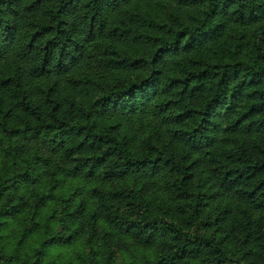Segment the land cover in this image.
Segmentation results:
<instances>
[{"label": "trees", "instance_id": "16d2710c", "mask_svg": "<svg viewBox=\"0 0 264 264\" xmlns=\"http://www.w3.org/2000/svg\"><path fill=\"white\" fill-rule=\"evenodd\" d=\"M0 264H264V0H0Z\"/></svg>", "mask_w": 264, "mask_h": 264}]
</instances>
